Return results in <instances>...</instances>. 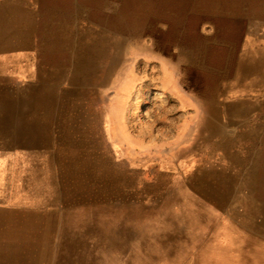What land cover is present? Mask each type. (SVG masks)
<instances>
[{
	"label": "rangeland",
	"instance_id": "1",
	"mask_svg": "<svg viewBox=\"0 0 264 264\" xmlns=\"http://www.w3.org/2000/svg\"><path fill=\"white\" fill-rule=\"evenodd\" d=\"M11 1L0 264H264V0Z\"/></svg>",
	"mask_w": 264,
	"mask_h": 264
},
{
	"label": "crops",
	"instance_id": "2",
	"mask_svg": "<svg viewBox=\"0 0 264 264\" xmlns=\"http://www.w3.org/2000/svg\"><path fill=\"white\" fill-rule=\"evenodd\" d=\"M5 3V0H1L0 1V5ZM10 5V8L8 9L9 11H11L10 13L13 14V9H15L16 7H19L20 9H22V11H25V17L29 18L31 17L30 13H31V8H30V4L29 3H26L23 1L21 2H15V1H11L8 3ZM15 7V8H14ZM17 29V31H16ZM0 30L3 31L4 33V38L2 40H0V45L1 44H5L6 46V51L8 50H13L14 49V43L16 42L15 41V38L18 37L17 35H22L24 36V32H28V34L30 33V31H27V29H25L24 27H20L18 26V28H15L14 26L12 28L9 27V25L7 27H4V25H1L0 24ZM17 33H16V32ZM31 35V34H30ZM2 37V36H0Z\"/></svg>",
	"mask_w": 264,
	"mask_h": 264
},
{
	"label": "bare ground",
	"instance_id": "3",
	"mask_svg": "<svg viewBox=\"0 0 264 264\" xmlns=\"http://www.w3.org/2000/svg\"><path fill=\"white\" fill-rule=\"evenodd\" d=\"M103 55V54H102ZM108 56V55H107ZM76 73V72H75ZM153 97L154 98H158V99H160V100H162V102H164L165 101V95L162 93V92H157V91H155L154 93H153ZM139 98V95H137L136 96V100ZM48 101V100H47ZM168 102V101H167ZM152 106V105H151ZM159 106V105H158ZM150 114V111H149V109L145 112V115H149ZM158 136V135H157ZM30 197V196H29ZM132 213V212H131ZM261 215V214H260ZM3 232V231H2ZM8 233H9V231H7ZM27 264V263H26Z\"/></svg>",
	"mask_w": 264,
	"mask_h": 264
}]
</instances>
